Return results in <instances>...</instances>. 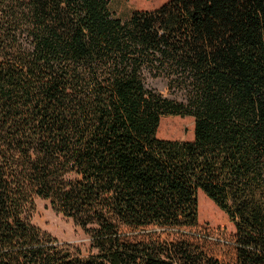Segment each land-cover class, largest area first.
<instances>
[{"label": "trees", "instance_id": "16d2710c", "mask_svg": "<svg viewBox=\"0 0 264 264\" xmlns=\"http://www.w3.org/2000/svg\"><path fill=\"white\" fill-rule=\"evenodd\" d=\"M113 1L0 0V264H264V0ZM168 116L193 139H160ZM37 199L88 254L32 224Z\"/></svg>", "mask_w": 264, "mask_h": 264}, {"label": "rangeland", "instance_id": "374dc122", "mask_svg": "<svg viewBox=\"0 0 264 264\" xmlns=\"http://www.w3.org/2000/svg\"><path fill=\"white\" fill-rule=\"evenodd\" d=\"M169 1L114 0L111 8L118 18L125 20L133 12L152 11ZM153 87L163 96L171 97L164 81L158 80L154 82ZM158 137L165 140L191 141L194 137V119L191 117H164L158 129ZM35 205V211L32 216V224L34 226L48 233L61 244L70 245L75 249H79L83 254H88L90 251V239L80 228L75 226L72 220L55 212L48 201L37 199ZM199 230L208 232V235L213 240H229L234 233V226L230 223L226 214L215 204L211 206L209 202L204 201L199 203Z\"/></svg>", "mask_w": 264, "mask_h": 264}]
</instances>
